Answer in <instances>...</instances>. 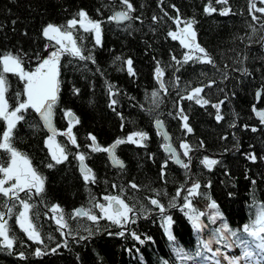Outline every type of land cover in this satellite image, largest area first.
I'll list each match as a JSON object with an SVG mask.
<instances>
[{
    "label": "trees",
    "instance_id": "16d2710c",
    "mask_svg": "<svg viewBox=\"0 0 264 264\" xmlns=\"http://www.w3.org/2000/svg\"><path fill=\"white\" fill-rule=\"evenodd\" d=\"M210 2L217 11L209 15L205 7ZM130 3L135 9L130 12L132 19L115 24L110 17L126 8L121 0H0V52L26 54V70L35 69L38 56L45 58L55 50L42 35L47 24L64 25L81 9L101 24L100 45L95 44L94 33L82 30L75 33L84 55L91 54L95 63L67 55L60 62L61 84L54 125L58 131H65L68 122L64 110H71L80 121L73 127L80 147L77 149L65 136L58 135L56 140L65 146L69 157L66 162L47 168L46 164L54 162L45 146L48 135L37 114L29 109L24 121L17 125L14 146L47 178L45 192L30 201L34 205L30 215L43 244L28 240L20 230L16 214L21 209L17 205L8 220L10 236L15 237L16 243L12 249L0 244V264H202L213 260L217 251L219 258L231 260L229 252L240 248L243 240L256 242L243 233V226L252 224L264 205V124L256 120L253 111V106L264 111V27H261L264 14L250 13V0H227V4L216 0H130ZM256 6L264 7L259 0ZM224 8L230 9L229 13L220 15ZM176 9L182 20L195 19L197 43L215 66L195 59L177 65L172 60L175 56L182 61L188 52L168 35L169 31L177 30L169 19L177 16ZM253 14L257 20L252 19ZM153 16L158 18L156 22ZM127 59L133 62L135 76L127 72L123 63ZM157 66L164 70L166 92L155 78ZM8 80L7 97L15 107L16 93L22 92L23 84L11 74ZM209 84L212 86L208 87ZM109 85L117 95L110 94ZM196 87H203L200 95L210 101L208 105L202 107L195 99H181ZM75 89H79L78 95ZM113 99L117 103L110 107ZM220 101H224L220 108L224 119L217 122V110L212 104ZM180 108L188 116L193 130L190 134L182 127ZM157 119L163 121L178 152L182 153L181 141L193 147L189 170L168 159L162 149L164 141L154 128ZM253 127L257 131L253 132ZM4 128V122L0 121V132ZM135 132L147 133L149 139L144 142L145 147L124 143L116 148L117 157L124 163L122 169L111 166L107 153L91 152L87 147L91 144L89 134L107 147L117 138ZM231 150L235 151L230 153ZM77 152L88 154L85 162L95 173V184L83 180L79 162L74 159ZM251 153L256 156L255 162L248 158ZM208 155L220 156L211 158L219 161L211 171L201 163ZM181 159L187 162L183 155ZM6 160V154L0 151V162ZM166 160L165 175L161 177V166ZM193 182L201 184L199 191L203 193L192 198L193 207L205 214L201 217L204 227L199 232L186 215L188 209L182 210L186 192L176 198L175 210L169 207L177 190L190 187ZM105 195L119 196L134 209L135 222H129L127 230L126 225L120 227L106 219L93 223L87 217L73 218L74 210L81 208L100 215L93 204L106 203L102 199ZM3 199L0 197V202ZM151 199H158L169 213L161 214L150 204ZM213 201L221 213L215 223L210 220L216 212L210 208ZM54 204L63 209L67 239L46 215L45 211ZM162 216L172 217L170 231L174 240H169ZM225 223L237 232L240 241L228 233L226 239L217 242L218 230ZM120 232L124 235H119ZM208 241H212L211 251L203 248ZM37 248L45 254L36 256ZM179 250L186 255L179 254Z\"/></svg>",
    "mask_w": 264,
    "mask_h": 264
},
{
    "label": "snow or ice",
    "instance_id": "6c2138e0",
    "mask_svg": "<svg viewBox=\"0 0 264 264\" xmlns=\"http://www.w3.org/2000/svg\"><path fill=\"white\" fill-rule=\"evenodd\" d=\"M260 4L264 5V0H259ZM121 3L126 6L124 11L117 12L110 19L117 22L124 20H131L132 16L130 12L135 11L130 0H121ZM216 3L227 4V0H216ZM257 0H250V13L260 12L264 14V7L257 8ZM175 8V6H172ZM177 16L169 17L176 25L175 31H169L168 35L172 40H178L180 45L184 49H187L188 52L184 54L183 60H178L175 56L172 57V60L176 62L177 65L181 63H187L190 60L195 59L199 63H208L213 64L214 61L208 55L206 50L201 47L196 40V31L194 25L196 23L195 19L182 20L179 16V10L176 9ZM217 9L211 6V2L205 7V12L207 14H212L216 12ZM230 9L224 8L220 11V15H227ZM165 16L168 14L165 12ZM153 21L156 22L158 18L153 16ZM253 20H257L254 14L252 15ZM15 23V21H13ZM183 25V27H181ZM264 27V25H261ZM77 30H82L85 33H94L95 44H101V24L98 21H93L88 17L86 11L81 9L75 17L68 20L64 25H54L47 24L42 29V35L46 38L51 46L55 50L51 51L49 55L45 58L40 59L39 56L38 64L34 70H26L24 55L22 52L13 53L11 51L0 52V121H3L5 128L0 132V151H2L7 156V160L0 162V197H3V201L0 202V207L5 210H0V244L3 245L6 249H12L16 243L15 237L10 236V225L8 220L11 219L13 215V210L17 208V205L20 207L18 213L16 214V223L18 224L20 230L27 236V239L33 241L37 244H43V239L37 228L33 223L31 217V211L34 205L30 203L33 196H40L45 192V183L46 177L42 175L38 169L33 165L31 159L25 155L23 152L18 150L13 143L15 130L17 125L24 121L25 115L29 109L35 112L39 119L42 121L44 127L50 133L45 141V146L49 150V155L51 161L54 163L46 164L47 168H53L55 165L64 163L68 160L69 153L66 151L65 146L57 142L56 137L58 135H63L66 137L68 143L76 147H80L77 143L76 136L73 133V127L79 124V118L71 111L64 110V116L67 118L68 127L65 131L60 132L54 126V117H55V108L59 102V93H60V67L61 59L63 56H71L77 58L81 61L91 60L95 63L94 57L89 54L84 55V50L80 43H78V37L75 35ZM255 32V28H253ZM27 35V33H25ZM48 45L45 46V51H48ZM117 60L120 57L116 58ZM126 65L127 72L135 76V72L132 67V60L127 59L123 61ZM244 74L247 73V69H243ZM11 74L16 76L19 81L23 84L22 92L16 93L17 102L15 107L10 105L7 93L10 88L8 75ZM164 70L157 66L155 69V78L159 83L161 89L165 90L166 87L163 80ZM214 83V82H213ZM212 85L209 84L208 87ZM203 87H196L191 90V92L181 99L193 100L199 105L206 106L210 103L208 99H205L200 94L203 92ZM75 94H79V89L74 90ZM109 92L111 95H117L116 92L112 91V86L109 85ZM157 93H153V96H156ZM23 96L25 99L21 100L20 97ZM260 93H257L259 98ZM117 103L116 100H111L110 107L114 106ZM224 101L212 104V107L217 110L216 120L217 122L224 119L220 114V108ZM115 110V109H113ZM253 111L256 113V116L260 119V122L264 124V111H257L255 106H253ZM180 119L183 121L182 127L187 131V133H192V128L188 124V116L184 114L183 108L179 109ZM155 125L158 131V134L163 138L162 149L166 153L169 160H171L176 165L185 169L186 171L190 169L191 166V155L193 152V147L186 141H181L179 147L182 150L178 152L177 149L171 143V137L164 128L163 121L157 119ZM235 127V123L231 125ZM123 127V125H121ZM247 127V125H245ZM253 132L257 131L255 127L251 129ZM89 140L91 144L87 147L91 152H104L107 153L108 159L110 160L112 166L117 168H123L124 163L116 155V148L124 143L136 144L138 147H145V141L149 139L147 133L144 132H135L129 134L126 138H117L110 146H101L95 135L89 134ZM226 139V137H224ZM200 146H203V142H200ZM181 155L187 158V162L184 159H181ZM87 153L77 152L74 154V159L79 162V171L85 183H96V177L93 170L85 163ZM248 158L253 162L256 161V156L254 153L248 154ZM168 161L161 166V177L165 175L164 169L167 168ZM201 163L209 171L213 169L215 165L219 163L216 159H211L205 156ZM132 188H137V185L131 184ZM210 187L211 185H207ZM115 187V185H113ZM201 184L199 182H193L190 187L184 188L181 187L177 190L176 196L170 202L169 207H176L175 200L180 197L181 192H186L184 196L183 209H188L186 215L188 216L189 221L191 222L193 228L199 232L204 227V224L201 221V217L205 214L203 212H198L192 204V198L196 196L203 195L199 190ZM23 194V195H22ZM160 194L157 193V196ZM27 197V199L25 198ZM106 203H97L94 202L93 207L99 209L100 215L93 214L92 209H77L73 212V218L75 217H87L88 220L93 223H98L100 219H106L114 225L124 227L129 222H135L130 214L134 212V209L130 207L123 199L119 196H110L105 195L102 198ZM150 204L155 206L161 214L165 213V205L160 203L158 199H151ZM211 209H216V212L210 216L212 223H215L217 218L221 217V213L218 210L217 204L213 201L210 205ZM52 213L51 219L55 220L58 228L62 231L67 227V223L64 220L63 209L58 204L52 205L49 210ZM142 211H147V209H142ZM7 217V218H6ZM164 223L166 225L165 231L168 234L169 240H174L172 232L170 231V225L172 223L171 216H162ZM230 233L232 237H235L237 241H240V236L237 235V232L230 229L228 225L222 224L218 230L217 242H220L223 239H226V234ZM243 233L247 234L250 237L254 238L255 248L264 250V205H262L257 212L254 222L250 225L243 226ZM119 235L123 236L124 232H120ZM135 239L140 240V237L135 233H132ZM51 237H49L50 239ZM143 243L142 240H140ZM212 241L203 243V248L211 251ZM251 243L248 240H243L242 245L244 247L243 255L246 258H251L253 252L249 250ZM231 247V244L227 245ZM55 251V249H53ZM45 253L41 251L40 248L35 250L36 256H41ZM179 254L186 255L182 253V250H179ZM200 253L198 252L197 255ZM213 255H219V252L213 253ZM21 258H24V254H20ZM218 264V262H217ZM229 264H238L236 260H230Z\"/></svg>",
    "mask_w": 264,
    "mask_h": 264
},
{
    "label": "rangeland",
    "instance_id": "374dc122",
    "mask_svg": "<svg viewBox=\"0 0 264 264\" xmlns=\"http://www.w3.org/2000/svg\"><path fill=\"white\" fill-rule=\"evenodd\" d=\"M49 213H50L49 214L50 216L47 214V217H48V219H51L50 217L52 216V213L51 212H49ZM51 221H54V219H51ZM252 252H253V256L251 258L244 257V259L240 257L241 252H238L236 250L234 252H229V254L234 255L233 260H236L238 262V264H255V263L264 262V252L263 253H260V250H258L256 248H253L252 249ZM220 259L222 261L226 260L224 258H220ZM215 262L220 263V261H219L218 258L215 260Z\"/></svg>",
    "mask_w": 264,
    "mask_h": 264
},
{
    "label": "water",
    "instance_id": "95a60500",
    "mask_svg": "<svg viewBox=\"0 0 264 264\" xmlns=\"http://www.w3.org/2000/svg\"><path fill=\"white\" fill-rule=\"evenodd\" d=\"M119 12H121V11H119ZM117 13V12H116ZM116 13H114L113 15H112V17L116 14ZM112 20V19H111ZM127 20H124V21H119V22H117V21H115V20H112V22L113 23H115V24H123V23H125ZM261 45V43L259 44V46ZM257 101H258V99H257ZM257 111H259V110H257ZM37 117H38V115H37ZM255 117H256V120L258 121V122H260V119L256 116V113H255ZM38 119H39V117H38ZM39 121H40V123H41V125H42V127L44 128V130H45V132H46V134L47 135H49L50 133L48 132V130L44 127V125H43V123H42V121L39 119ZM261 123V122H260ZM55 126V125H54ZM56 128V127H55ZM154 128H155V130H156V132L158 133V131H157V128H156V125L154 124ZM236 128V126L234 127V128H232V129H235ZM161 136V135H160ZM161 138H162V136H161ZM163 139V138H162ZM235 150H231L230 151V153H233ZM166 154V153H165ZM191 155V154H190ZM108 156V155H107ZM208 157L209 158H218V157H220V156H218V155H208ZM109 160V159H108ZM109 162H110V160H109ZM173 163V162H172ZM110 164H111V162H110ZM174 165H176L175 163H173ZM111 166H112V164H111ZM178 166V165H177ZM112 167H114V166H112ZM114 168H117V167H114ZM81 174V173H80ZM181 196V195H180ZM34 197L36 198V196L34 195ZM181 198V197H180ZM37 199V198H36ZM174 209H176V207H174L173 209H171V210H174ZM170 210V211H171ZM48 215L50 214L48 211H45ZM169 213V211L168 212H165V213H163V214H168ZM131 216H133L134 214L132 213V214H130ZM50 216V215H49ZM150 218L152 217V215H150L149 216ZM127 227H128V223L126 224V227H125V229L124 230H127ZM62 233L64 234V236H65V239H67L66 238V234H65V228L62 230Z\"/></svg>",
    "mask_w": 264,
    "mask_h": 264
},
{
    "label": "flooded vegetation",
    "instance_id": "af4514ba",
    "mask_svg": "<svg viewBox=\"0 0 264 264\" xmlns=\"http://www.w3.org/2000/svg\"><path fill=\"white\" fill-rule=\"evenodd\" d=\"M68 122V121H67ZM57 138V137H56ZM86 163V162H85ZM79 165V164H78ZM33 198L35 199V200H37L36 198H37V196H36V198L33 196ZM47 215V214H46Z\"/></svg>",
    "mask_w": 264,
    "mask_h": 264
}]
</instances>
